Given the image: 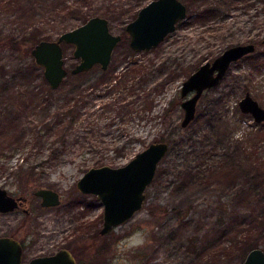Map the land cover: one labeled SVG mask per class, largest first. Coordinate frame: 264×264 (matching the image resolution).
Wrapping results in <instances>:
<instances>
[{
	"label": "rangeland",
	"instance_id": "374dc122",
	"mask_svg": "<svg viewBox=\"0 0 264 264\" xmlns=\"http://www.w3.org/2000/svg\"><path fill=\"white\" fill-rule=\"evenodd\" d=\"M150 1L0 0V85L4 74L35 61V41L56 40L86 17L104 16L113 33L123 34L107 70L97 66L76 78L74 46L63 44L69 73L51 99L30 95L32 87L46 88L40 66L29 72L32 87L23 77L16 90L1 96L0 187L28 201L0 212V236L20 240L24 259L63 247L102 250L107 243L94 264H236L239 251L215 255L212 227L231 209L259 206L254 196L245 200L239 191L257 193L245 183V170L249 157L264 162V121L243 113L239 101L249 92L264 107V2L182 0L188 13L175 31L158 47L135 52L126 25ZM249 42L256 50L232 63L221 82L202 94L195 118L183 127L181 103L188 97L181 95L183 82L227 48ZM68 104L77 116L55 126L64 137L33 135ZM22 128L29 132L24 145L9 150ZM157 141H167L169 149L142 209L101 235L104 206L96 195L81 193L78 180L92 167L123 166ZM39 188L59 192L61 203L42 207L35 195ZM222 238L230 241L228 234Z\"/></svg>",
	"mask_w": 264,
	"mask_h": 264
},
{
	"label": "water",
	"instance_id": "95a60500",
	"mask_svg": "<svg viewBox=\"0 0 264 264\" xmlns=\"http://www.w3.org/2000/svg\"><path fill=\"white\" fill-rule=\"evenodd\" d=\"M187 13L188 7L182 0H151L126 26L130 47L137 52L156 48L175 31ZM121 39V35L111 31L106 17L96 15L63 32L56 40H41L33 46L31 53L43 69L44 78L50 87L56 90L68 74L63 44L74 46L73 56L78 63L72 72L76 74L89 71L96 65L107 69ZM255 50L253 42L231 46L213 61L200 65L183 82L181 95L188 96L181 104L185 112L183 127L195 118L197 103L202 94L221 82L232 63ZM191 93L193 95L189 96ZM239 108L243 113L252 115L258 123L264 121V107L249 92L239 101ZM168 149L167 141L153 142L127 164L119 167H92L78 180L77 189L84 194L96 195L104 206L101 235L109 234L142 209L147 188L154 180L159 163ZM35 195L41 198L43 207L61 203L60 193L50 188H39ZM24 199L21 196L15 198L0 187V212L14 211ZM23 252V245L18 239L0 236V264H77L74 254L67 248L30 261H23ZM241 264H264V249L257 247L250 250Z\"/></svg>",
	"mask_w": 264,
	"mask_h": 264
},
{
	"label": "trees",
	"instance_id": "16d2710c",
	"mask_svg": "<svg viewBox=\"0 0 264 264\" xmlns=\"http://www.w3.org/2000/svg\"><path fill=\"white\" fill-rule=\"evenodd\" d=\"M243 1H249V0H243ZM256 1H262L264 0H256ZM191 1H189L190 3ZM193 2V1H192ZM191 2V3H192ZM90 17H86L85 21H87ZM43 40V39H42ZM41 40L35 41V45L39 43ZM25 54H30V51H26ZM39 65L36 63V61H33V63L29 67L21 68L17 73L11 74V75H3V82H1V88H0V103L2 102L1 96H3L6 93L11 92L12 90H16V83L20 78L26 79L28 82V86L32 87L30 79L29 72H33L31 69H38ZM81 74H71V76L74 78L80 77ZM28 76V77H26ZM30 76V77H29ZM65 81V80H64ZM42 83L46 86L44 90H36L35 87H32L33 89L29 92L30 95H33V99L40 100L41 94L45 93L44 95H48L49 98L54 96V94L59 90H53L50 85L48 84L47 80L43 77ZM66 84V82H63ZM30 84V85H29ZM62 86V85H61ZM60 86V88H61ZM80 86V85H79ZM35 88V89H34ZM78 89H80L78 87ZM3 99V98H2ZM42 102L46 100V98H42ZM71 100V98H69ZM42 105V104H41ZM77 116V110L70 106L69 104L65 106L64 108L57 110L55 112V116L53 118L52 122H47L43 128H40L39 130H35L33 135L35 137H43L46 134H57L58 137L62 138L66 135L64 132L63 134L60 133L61 131L56 130L55 126L57 124H61L65 122L69 118V124H71ZM67 126L65 127V129ZM29 133V132H28ZM27 129L22 128L20 131H18L15 134L16 138V144L13 147H10L9 150H18L24 145V139L26 140V136L28 135ZM65 143H63L62 146H64ZM2 149V148H0ZM8 149V148H7ZM58 149H54L52 151V155L57 156L58 155ZM250 160V163L245 170V183L247 185H251V190H255L257 192L256 194L250 193H242V191H239V196H243V199L245 200H251V197L254 196V199H256L259 203V206L256 208L248 207V210H238V209H231L225 216L223 215L224 220L221 216H218V225L217 227H212L213 232L215 233L211 237V232L208 234L211 237V241L213 243V247L215 249V255L219 253H225L230 254L233 253V251H239L237 255V260L235 261L236 264H241L243 260L245 259L247 253L254 249L259 247L260 245L264 244V180L261 179V177L264 175V165L263 163H254L253 159L251 157L248 158ZM253 160V161H252ZM252 161V162H251ZM233 168H237V165L233 163ZM34 169V166H32ZM242 169V168H238ZM232 169H227L226 173L231 172ZM239 173H242V171H239ZM261 179V180H260ZM260 180V181H258ZM260 187V190L257 189ZM226 209V208H225ZM227 212V211H226ZM253 218V219H251ZM223 220V222H222ZM221 221V222H219ZM221 223H223L221 225ZM228 234L230 237V241L224 240L222 237ZM209 237V236H208ZM93 248V249H92ZM109 245L106 243L105 246H103L102 250L99 248H94L91 245L81 246L77 249H73V253L79 258L80 264H94V261L96 258L99 257L101 253H106L108 250ZM144 254L138 253L137 256L139 258L143 257ZM143 260V259H141ZM143 264H151L150 261H145Z\"/></svg>",
	"mask_w": 264,
	"mask_h": 264
},
{
	"label": "flooded vegetation",
	"instance_id": "af4514ba",
	"mask_svg": "<svg viewBox=\"0 0 264 264\" xmlns=\"http://www.w3.org/2000/svg\"><path fill=\"white\" fill-rule=\"evenodd\" d=\"M187 7H188V6H187ZM137 14H138V13H137ZM99 16H100V15H99ZM136 16H137V15H136ZM103 17H104V16H103ZM135 18H136V17H135ZM135 18H134V19H135ZM107 19H108V18H107ZM134 19H133V20H134ZM108 20H109V19H108ZM133 20H132V21H133ZM129 23H130V22H129ZM109 25H110V22H109ZM126 26H127V25H126ZM114 34H116V33H114ZM119 35H121V37H122L121 41H122V40H123V34H119ZM164 40H165V39H164ZM121 41H120V42H121ZM129 41H130V39H129ZM120 42H119V43H120ZM119 43H118V44H119ZM129 45H130V43H129ZM159 45H160V44H159ZM159 45H158V46H159ZM255 45H256V44H255ZM117 46H118V45H117ZM117 46H116V47H117ZM158 46H157V47H158ZM130 48H131V47H130ZM115 49H116V48H115ZM115 49H114V51H115ZM153 49H154V48H153ZM131 50H132V51H135V50H133L132 48H131ZM150 50H151V49H150ZM143 51H148V50H143ZM135 52H137V51H135ZM140 52H141V51H140ZM113 54H114V52H113ZM112 58H113V55H112ZM111 62H112V59H111ZM111 62H110V64H111ZM77 63H78V62H77ZM75 66H76V65H75ZM75 66L72 68V70H71V74H74L72 71H73V69L75 68ZM97 66L100 67L102 70H107V69L109 68V67H108L107 69H103L100 65H96V66H94L93 68H95V67H97ZM109 66H110V65H109ZM199 67H200V66H199ZM199 67H198V68H199ZM93 68H92V69H93ZM198 68H197V69H198ZM92 69H91V70H92ZM197 69H195L194 71H196ZM89 71H90V70H89ZM84 72H88V71H84ZM84 72H80V73H76V74H81V73H84ZM68 73H69V71H68ZM192 73H193V72H192ZM192 73H191V74H192ZM191 74H190V75H191ZM67 75H68V74H67ZM74 75H75V74H74ZM190 75H189V76H190ZM189 76H188V77H189ZM66 77H67V76H66ZM188 77H187V78H188ZM64 80H65V79H64ZM63 82H64V81H63ZM63 82H62V84H63ZM48 84H49V83H48ZM62 84H61V85H62ZM59 88H60V87H59ZM59 88H58V89H59ZM53 90H54V89H53ZM56 90H57V89H56ZM192 95H193V93H191L189 96H192ZM181 104H182V103H181ZM181 106H182V105H181ZM183 110H184V109H183ZM184 114H185V112H184ZM10 195H11V194H10ZM12 196H13V195H12ZM14 197H15V198H18V197H20V196H14ZM21 197H24V196H21ZM24 198H25V199L22 201V204H21L20 206H22L24 203H26V202L28 201V198H27V197H24ZM39 199L41 200L40 197H39ZM40 203H41V201H40ZM20 206H19V207H20ZM41 206H42V205H41ZM19 207H18V208H19ZM42 207H43V206H42ZM25 211H26L27 214L29 213V210H26V209H25ZM12 237H13V236H12ZM14 238H15V237H14ZM16 239H17V238H16ZM19 241H20V240H19ZM20 242H21V241H20ZM21 243H22V242H21ZM22 245H23V244H22ZM63 248H66V247H63ZM60 249H62V248H60ZM60 249H58V250H60ZM67 249H69V248H67ZM58 250H57V251H58ZM69 250L73 253L72 249H69ZM23 251H24V247H23ZM57 251H55V252H53V253H48V254H39V255H36V256H34V257H32V258H29V259H24V252H23V261H30L31 259H33V258H35V257H38V256H41V255H50V254H54V253H56ZM73 254H74V253H73ZM74 256H75V258H76L77 264H80V260H79V258H78L75 254H74Z\"/></svg>",
	"mask_w": 264,
	"mask_h": 264
}]
</instances>
